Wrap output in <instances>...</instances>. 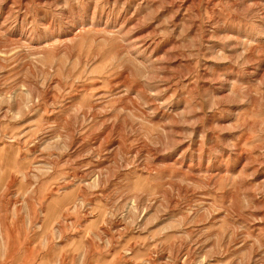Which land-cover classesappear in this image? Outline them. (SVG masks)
I'll return each mask as SVG.
<instances>
[{
    "label": "rangeland",
    "instance_id": "rangeland-1",
    "mask_svg": "<svg viewBox=\"0 0 264 264\" xmlns=\"http://www.w3.org/2000/svg\"><path fill=\"white\" fill-rule=\"evenodd\" d=\"M0 264H264V0H0Z\"/></svg>",
    "mask_w": 264,
    "mask_h": 264
}]
</instances>
